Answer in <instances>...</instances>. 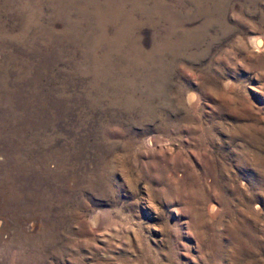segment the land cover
I'll list each match as a JSON object with an SVG mask.
<instances>
[{"label":"rangeland","instance_id":"obj_1","mask_svg":"<svg viewBox=\"0 0 264 264\" xmlns=\"http://www.w3.org/2000/svg\"><path fill=\"white\" fill-rule=\"evenodd\" d=\"M0 264H264V0H0Z\"/></svg>","mask_w":264,"mask_h":264},{"label":"bare ground","instance_id":"obj_2","mask_svg":"<svg viewBox=\"0 0 264 264\" xmlns=\"http://www.w3.org/2000/svg\"><path fill=\"white\" fill-rule=\"evenodd\" d=\"M96 219V218H95Z\"/></svg>","mask_w":264,"mask_h":264}]
</instances>
